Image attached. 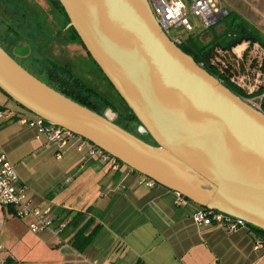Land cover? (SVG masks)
Here are the masks:
<instances>
[{
    "label": "water",
    "instance_id": "obj_1",
    "mask_svg": "<svg viewBox=\"0 0 264 264\" xmlns=\"http://www.w3.org/2000/svg\"><path fill=\"white\" fill-rule=\"evenodd\" d=\"M153 145L56 91L0 46V89L193 204L264 230V112L176 45L148 0H59ZM26 47L23 51L27 53ZM21 49L15 52L21 55ZM114 115V114H113Z\"/></svg>",
    "mask_w": 264,
    "mask_h": 264
},
{
    "label": "crops",
    "instance_id": "obj_2",
    "mask_svg": "<svg viewBox=\"0 0 264 264\" xmlns=\"http://www.w3.org/2000/svg\"><path fill=\"white\" fill-rule=\"evenodd\" d=\"M233 1L226 8L264 35V0H245L246 11L260 16L254 15L256 22L235 9ZM235 48L241 56L247 49L260 59L264 53L258 42ZM3 95L0 110L7 106ZM57 151L55 143L45 136L37 139L35 129L17 118L0 119V153L14 165L19 186L35 205L53 210L52 226L34 233L28 219L0 206V264H264V248H255L249 228L230 232L221 225L197 226L195 204H179L173 190L141 186L129 167L114 170L85 150L71 147L61 158ZM90 219L88 233L95 226L98 230L80 249L74 236ZM62 222L66 227L59 231Z\"/></svg>",
    "mask_w": 264,
    "mask_h": 264
},
{
    "label": "trees",
    "instance_id": "obj_3",
    "mask_svg": "<svg viewBox=\"0 0 264 264\" xmlns=\"http://www.w3.org/2000/svg\"><path fill=\"white\" fill-rule=\"evenodd\" d=\"M45 3L46 7L35 5L36 8L34 9L27 0H0V16L2 13L7 12L9 19H12L8 24L4 20L0 21V44L7 43L9 46L27 45L30 48V52L26 56L24 64L19 63L32 75L56 91L100 115H103L105 112L102 111L103 108L107 109L111 107L116 113V117L113 120L114 123L141 139L156 145L150 136L140 135L136 130L133 131L129 128V126L137 128L140 125L139 121L101 71L100 67L86 51L77 32L72 27H68L65 30L69 19L59 0H45ZM49 16L52 17V22H50ZM216 25H222L223 30L220 34L214 35L210 41H202L200 32L188 33L179 47L183 52L190 55L196 63H201L202 67L212 76L220 79L223 85L233 93L243 98L247 97L248 95L243 90L229 82L227 74L222 73L213 66L211 59L217 49L231 52L233 48L245 41L251 43L258 42L264 47V35H262L257 27L235 11H229L228 15L214 26ZM214 26L204 30H213ZM54 44L57 45L56 48L58 46L64 48L71 44L81 46L86 52L87 63L90 69L94 70L95 74L102 81V87L105 88L104 93H101L92 83L85 82L75 76L71 70L70 62L63 61L61 63L59 60H55V56L49 53L54 49ZM0 92L8 100L13 101L1 89ZM262 94H264V86L260 87L251 96ZM117 103H120L122 107L118 108ZM17 105L19 106L17 107L18 109L27 111L19 104ZM260 108L264 112V99L261 101ZM122 121L125 122V125L121 124L123 123ZM105 163L108 164L107 162ZM8 207L13 208L9 212L12 213L13 211L15 213L13 206ZM77 219L78 217H74L70 223H75ZM92 221L90 219L83 223L74 236L73 243L75 246H79L80 249L90 243L98 230V226H95L88 233ZM248 227L255 238H264V230L252 225H248Z\"/></svg>",
    "mask_w": 264,
    "mask_h": 264
},
{
    "label": "built area",
    "instance_id": "obj_4",
    "mask_svg": "<svg viewBox=\"0 0 264 264\" xmlns=\"http://www.w3.org/2000/svg\"><path fill=\"white\" fill-rule=\"evenodd\" d=\"M148 2L162 30L178 46L183 43L184 36L173 35L172 31L178 28H183L187 32L194 31V26L191 24L189 16L200 17L206 29L217 24L229 12L222 0H178V3L177 0H148ZM181 4L183 7H179ZM177 8H179L178 13L175 11ZM170 12L172 15H169ZM237 57H241V55ZM261 58H264V53H262ZM258 97L249 99L252 102L249 100L248 102L260 108L255 101L260 104L264 98H259V102ZM12 118H17L21 124L34 128L37 139L45 136L49 143H55L58 146L57 158H61L68 148L73 147L78 151L85 150L90 156L107 162L114 170H120L125 166L116 158L66 128L49 124L43 118L24 110H0V119ZM138 184L146 188H152L157 183L149 177L138 174ZM176 194L179 204L192 203L180 194ZM0 206H13L16 217L28 219V228L31 232L37 233L52 226V206L35 205L28 198L24 188L18 184V174L14 165L10 163L3 153H0ZM195 207L193 220L197 226L221 225L230 232L249 228L248 224L241 219L197 205ZM64 227H66V224L62 222L57 226V229L60 231ZM254 246L257 249L264 248V238L256 237Z\"/></svg>",
    "mask_w": 264,
    "mask_h": 264
},
{
    "label": "rangeland",
    "instance_id": "obj_5",
    "mask_svg": "<svg viewBox=\"0 0 264 264\" xmlns=\"http://www.w3.org/2000/svg\"><path fill=\"white\" fill-rule=\"evenodd\" d=\"M38 1L41 3V6L46 7L44 0H38ZM222 1L224 4H226L228 3L229 0H222ZM235 1L236 2L233 1L235 9L237 8V10L243 12L247 17H249V20L251 22H256V19L254 18V15L256 14L254 12L249 13L246 11V9L249 7L247 5V2L245 0H235ZM256 17L258 18L260 16L256 15ZM49 19L50 22H52L51 16H49ZM189 20L191 24L194 26V31L187 32L183 28H178V29H173L172 34L186 37L188 33L200 32V38L202 39V41L208 42L213 38L214 35L220 34L221 31L223 30L222 25H216L214 26L213 30L210 29L208 31H205L202 19L197 16H189ZM260 28L264 30V27L261 26ZM53 47H54L53 49L54 51L50 49L52 51H50L49 53H52L55 56V60L57 61L59 60L61 63L63 61L70 62L69 64H71V70L75 76H77L78 78L82 79L85 82L92 83L96 88L100 90L101 93H104L105 88L102 87V81L95 74V71L94 70L92 71L90 69L87 63L88 58H86V52L81 46L76 44H71L64 48H61L59 46L58 48H56L57 45L54 44ZM250 51L251 49H247L242 53L243 56L237 57L241 54H238L237 52L235 53V51L233 52V50L231 52H228L217 49L215 55L211 59V63L213 64V66H215V68H217V70H220L222 73L227 74V77H229L228 78L229 82L234 86H236L237 88L243 90L244 93L247 94L248 96L255 94V92L260 87L264 86V58L260 59V57H256L255 53L254 55H251ZM42 61L44 62L43 59ZM200 65L202 64L200 63ZM248 96L244 97V99H246L247 101L249 99H255L258 96H259L258 100L259 98H264V96L262 95H256L251 97ZM6 100H7V106H4L5 108L4 109L2 108V110L5 109L10 110L19 107L15 102L8 100V98ZM249 101L252 102V100ZM255 102L256 105L260 106L261 103L258 104V101ZM117 106L118 108L122 107L120 103H117ZM109 109L110 111H108ZM102 111H105L104 113H107L108 115H112L113 119L116 117V113L114 109H112L111 107L107 109L103 108ZM122 122L123 123L121 124L125 125V122L124 121ZM129 128L132 129L133 131L136 130L138 132V127L136 128L135 126H131V127L129 126ZM52 198L53 196H50L49 199L52 200Z\"/></svg>",
    "mask_w": 264,
    "mask_h": 264
},
{
    "label": "flooded vegetation",
    "instance_id": "obj_6",
    "mask_svg": "<svg viewBox=\"0 0 264 264\" xmlns=\"http://www.w3.org/2000/svg\"><path fill=\"white\" fill-rule=\"evenodd\" d=\"M33 7L34 9L36 8L35 5H41V3L38 1V0H27ZM45 2V0H44ZM46 4V3H45ZM1 8V7H0ZM6 17V18H5ZM1 20H4L6 24H8V22L10 23V20L9 17H8V14L7 12L6 13H2V15L0 16V21ZM7 26V25H6ZM68 27L66 26L65 30L67 29ZM1 47H3L4 50H6V52H8L14 59H16L17 61H19L22 65L24 64V60L26 58V56L29 54L30 52V48L27 46V45H18V46H9L7 43H4V44H0ZM28 47L29 50L27 53H25L23 50ZM21 49L22 51L21 52V55L17 54L15 52V49Z\"/></svg>",
    "mask_w": 264,
    "mask_h": 264
},
{
    "label": "clouds",
    "instance_id": "obj_7",
    "mask_svg": "<svg viewBox=\"0 0 264 264\" xmlns=\"http://www.w3.org/2000/svg\"><path fill=\"white\" fill-rule=\"evenodd\" d=\"M177 3H178V0H177ZM179 7H183V5L181 4V5H179ZM178 9H179V8H177V9L175 10L177 13H178ZM169 15H172V13L170 12ZM108 111H110V109H109ZM138 131H139L140 133L143 134L145 130H144L143 127H141V128H138Z\"/></svg>",
    "mask_w": 264,
    "mask_h": 264
}]
</instances>
